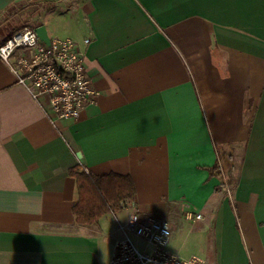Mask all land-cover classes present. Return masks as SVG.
Listing matches in <instances>:
<instances>
[{"label":"crops","instance_id":"crops-1","mask_svg":"<svg viewBox=\"0 0 264 264\" xmlns=\"http://www.w3.org/2000/svg\"><path fill=\"white\" fill-rule=\"evenodd\" d=\"M24 1L0 0V29ZM38 1L70 6L66 30L31 27L90 38L98 96L56 118L0 59V264H107L118 221L137 209L168 222L196 168L205 264H264V0ZM74 167L129 174L134 199L76 223ZM176 228L168 248L191 255Z\"/></svg>","mask_w":264,"mask_h":264},{"label":"built area","instance_id":"built-area-1","mask_svg":"<svg viewBox=\"0 0 264 264\" xmlns=\"http://www.w3.org/2000/svg\"><path fill=\"white\" fill-rule=\"evenodd\" d=\"M89 42V37L82 43L64 37L46 43L34 27L24 25L0 45V59L45 113L76 118L98 96L86 72L84 46ZM185 217L196 220L201 214L186 211ZM117 226L120 236L107 264H205L198 254L184 257L168 248L171 228L166 221L134 209Z\"/></svg>","mask_w":264,"mask_h":264},{"label":"rangeland","instance_id":"rangeland-1","mask_svg":"<svg viewBox=\"0 0 264 264\" xmlns=\"http://www.w3.org/2000/svg\"><path fill=\"white\" fill-rule=\"evenodd\" d=\"M30 2L31 0H26L22 3L20 7L17 6V8H13L14 10L9 15L10 17L6 19L7 21L3 23V28L0 29V37L9 32L11 30V26L12 30L13 28H16L18 30L24 25L32 26L38 19L42 20L43 18L49 20L51 24H54L56 28L61 31L67 29L66 22L69 19L71 13V10L69 12L67 10L70 8V6H68L67 4L59 3V5H57L55 9H51V6L53 4L52 1L43 3L40 1L32 3ZM48 7L49 9H46ZM60 14L62 16H59ZM222 153L223 150H221V155ZM199 173L200 171L198 168L191 169V171H189V174L193 176H190L191 181L186 185L185 193L177 195L176 198L169 202V209L167 214L168 216H165L163 219H167L170 227H172L171 233L173 231V227H177L174 230L175 241H173V245L179 244L180 246V244L184 242V250H192L188 252V254L195 253L200 256H203L205 248L204 244L201 241L202 235L200 232V225H193L194 222H192L191 219L185 218L186 211H190L193 214H196L197 211L200 212L199 202L201 200V191L203 188L200 186L198 178L196 177V175ZM187 199H189L190 201L189 204ZM147 213L151 215L153 214L151 212ZM118 214L122 218L124 212L121 211ZM107 246L110 247L109 244H107ZM170 249L171 251H178L174 246H171ZM178 252L181 254V256L187 255L184 253V251Z\"/></svg>","mask_w":264,"mask_h":264},{"label":"trees","instance_id":"trees-1","mask_svg":"<svg viewBox=\"0 0 264 264\" xmlns=\"http://www.w3.org/2000/svg\"><path fill=\"white\" fill-rule=\"evenodd\" d=\"M15 31L13 29L0 37V45ZM68 172L77 184L78 199L72 205V213L80 225H93L102 216L119 211L136 194L134 181L129 174L110 171L93 176L77 167Z\"/></svg>","mask_w":264,"mask_h":264},{"label":"water","instance_id":"water-1","mask_svg":"<svg viewBox=\"0 0 264 264\" xmlns=\"http://www.w3.org/2000/svg\"><path fill=\"white\" fill-rule=\"evenodd\" d=\"M34 30L36 31L39 39L43 40L46 43L50 42L51 38L49 37L44 25H37L36 27H34Z\"/></svg>","mask_w":264,"mask_h":264}]
</instances>
